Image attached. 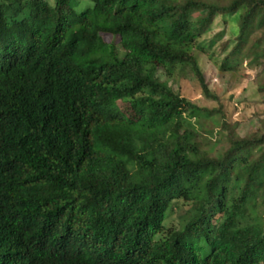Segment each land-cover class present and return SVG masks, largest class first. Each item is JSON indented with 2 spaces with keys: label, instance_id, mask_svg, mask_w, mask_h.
<instances>
[{
  "label": "trees",
  "instance_id": "obj_1",
  "mask_svg": "<svg viewBox=\"0 0 264 264\" xmlns=\"http://www.w3.org/2000/svg\"><path fill=\"white\" fill-rule=\"evenodd\" d=\"M239 6L226 69L264 60V0H0V264H264V131L205 150L221 108L169 84L220 99L196 41Z\"/></svg>",
  "mask_w": 264,
  "mask_h": 264
},
{
  "label": "rangeland",
  "instance_id": "obj_2",
  "mask_svg": "<svg viewBox=\"0 0 264 264\" xmlns=\"http://www.w3.org/2000/svg\"><path fill=\"white\" fill-rule=\"evenodd\" d=\"M205 1L211 5L220 2V0ZM244 11L245 7L239 6L235 14L226 19L216 15L208 29L196 41L200 47H197L194 53L206 76L209 88L220 98L219 100L207 98L188 69L181 73L177 68L174 73L176 76H173V80L169 83L174 91L205 110L221 108L219 112L212 111L210 115L206 114L205 119L200 117L204 122L201 127L212 129V134L202 133L192 140L205 150L218 151L222 146L219 142L217 144L220 137L218 122L222 120V116L229 122L238 123L236 132L240 136L256 135L264 131V91L261 90L264 88V60H257L251 64V58L248 57L247 51L243 50L233 57L235 64L231 63V68L226 69L223 66L225 58L229 57L235 46L241 26L239 17ZM104 39L112 38L104 36ZM117 103L121 108L126 109L127 103L120 100ZM191 121L195 124L196 118H192ZM195 127L200 129L199 125L195 124ZM182 210L176 211L170 217L166 222L167 227L178 224Z\"/></svg>",
  "mask_w": 264,
  "mask_h": 264
}]
</instances>
